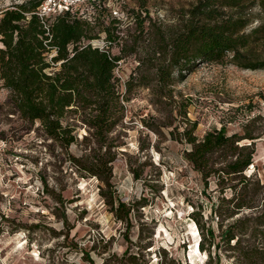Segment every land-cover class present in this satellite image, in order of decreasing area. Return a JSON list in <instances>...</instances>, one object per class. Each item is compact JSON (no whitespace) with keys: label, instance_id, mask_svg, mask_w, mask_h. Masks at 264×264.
<instances>
[{"label":"rangeland","instance_id":"obj_1","mask_svg":"<svg viewBox=\"0 0 264 264\" xmlns=\"http://www.w3.org/2000/svg\"><path fill=\"white\" fill-rule=\"evenodd\" d=\"M12 1L0 0V8ZM194 1L75 6L82 18H95L98 36L91 45L120 56L112 71L120 119L107 134L113 160L106 181L73 164L71 157L89 163L97 151L80 121L76 142L63 149L42 134L38 122L19 117L0 81V264H101L122 254L124 260L133 254L138 264H232L236 252L223 244L211 211L219 195L214 178L204 184L184 159V131L197 139L219 127L256 135L244 173L264 185V68L202 63L181 81H158L151 60L155 32L177 27L180 12ZM243 9L258 12L264 22L256 1ZM139 11L147 16L141 28L132 17ZM257 24L254 19L245 30ZM110 31L118 36L107 44ZM255 48L264 58V40ZM116 200L131 206L127 219L110 211ZM192 212L204 234L212 230L209 256L197 246L202 234ZM208 239L201 240L204 247Z\"/></svg>","mask_w":264,"mask_h":264},{"label":"trees","instance_id":"obj_2","mask_svg":"<svg viewBox=\"0 0 264 264\" xmlns=\"http://www.w3.org/2000/svg\"><path fill=\"white\" fill-rule=\"evenodd\" d=\"M42 1L14 0L0 8V81L9 90L8 102L19 117L38 122L42 134L63 149L76 142L74 130L76 120L80 121L94 138L97 151L89 163L71 157L73 164L106 181L113 160L107 134L120 119L121 94L112 74L120 56L90 44L98 36L94 17L82 18L77 11L39 17L36 11ZM254 1L264 12V0H195L180 12L177 27L165 32L157 29L152 49L156 57L151 59L157 80L162 84L172 78L181 81L202 63L264 68V58L255 48L264 40V22L258 12L243 9ZM142 14L132 15L140 28L147 18ZM254 19L258 24L246 31ZM117 36L107 32L105 41L109 44ZM255 137L250 132L227 134L224 127L206 131L199 139L184 131L189 144L184 159L204 184L214 178L219 195L211 211L219 218L223 244L236 252L232 264H264V185L254 174L244 173L251 163ZM243 138L249 143L240 144ZM110 211L123 220L131 206L116 200ZM190 216L202 234L197 246L209 256V246L214 247L212 230L207 227L204 234L203 224L193 212ZM206 238L209 242L204 247L201 240ZM110 257L113 263L104 258L101 264H138L133 254L125 260L123 254Z\"/></svg>","mask_w":264,"mask_h":264},{"label":"built area","instance_id":"obj_3","mask_svg":"<svg viewBox=\"0 0 264 264\" xmlns=\"http://www.w3.org/2000/svg\"><path fill=\"white\" fill-rule=\"evenodd\" d=\"M102 0H43L40 5L37 7L36 14L39 17H47L53 14H56L61 11H76L75 6L80 3L93 5ZM112 15H117L118 13L115 9L110 11ZM79 15V13L77 12ZM82 17L81 15H79ZM91 44V43H90ZM93 46V45H92Z\"/></svg>","mask_w":264,"mask_h":264}]
</instances>
